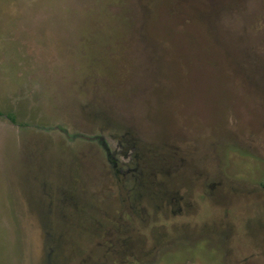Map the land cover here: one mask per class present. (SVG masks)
I'll return each instance as SVG.
<instances>
[{"label": "rangeland", "instance_id": "1", "mask_svg": "<svg viewBox=\"0 0 264 264\" xmlns=\"http://www.w3.org/2000/svg\"><path fill=\"white\" fill-rule=\"evenodd\" d=\"M0 264H264V0H0Z\"/></svg>", "mask_w": 264, "mask_h": 264}]
</instances>
